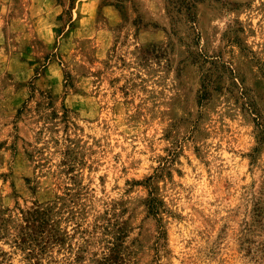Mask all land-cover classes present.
Listing matches in <instances>:
<instances>
[{"label": "rangeland", "instance_id": "1", "mask_svg": "<svg viewBox=\"0 0 264 264\" xmlns=\"http://www.w3.org/2000/svg\"><path fill=\"white\" fill-rule=\"evenodd\" d=\"M0 264H264V0H0Z\"/></svg>", "mask_w": 264, "mask_h": 264}, {"label": "trees", "instance_id": "2", "mask_svg": "<svg viewBox=\"0 0 264 264\" xmlns=\"http://www.w3.org/2000/svg\"><path fill=\"white\" fill-rule=\"evenodd\" d=\"M186 10H188V6H186ZM188 16H190V20L192 21V20H193L192 15H190V13H188ZM193 23H194V22H193ZM204 96H205V95L203 94L202 96L199 97V103H200L201 100H203ZM150 201H151V202L148 203V208H149L153 213H156V207H155V205H154V203H156L155 198L152 197Z\"/></svg>", "mask_w": 264, "mask_h": 264}]
</instances>
